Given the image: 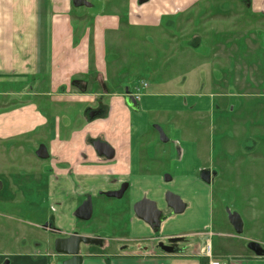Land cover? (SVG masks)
Listing matches in <instances>:
<instances>
[{
  "label": "crops",
  "instance_id": "obj_1",
  "mask_svg": "<svg viewBox=\"0 0 264 264\" xmlns=\"http://www.w3.org/2000/svg\"><path fill=\"white\" fill-rule=\"evenodd\" d=\"M149 1L105 0L102 3L110 7L106 12L122 15L117 29L107 30L106 56L99 59L96 23L93 24L85 12V8L93 7L91 0H86L87 5H76L74 0H0V154L12 152L14 148L24 150L25 145L37 142V147H47L50 158H55L57 164L76 168L78 183L84 182L87 190H117L127 182L126 193L131 191L126 206L116 212V217H124L123 221L129 219L132 233L117 239L116 251L112 254L83 246L82 264H202L206 259L202 249L208 242L213 247L210 234L214 230L207 219L215 209L213 182L207 183L198 175L201 168L213 162L210 156H202L199 140L189 139V117L181 122L176 120L172 127L173 142L169 139L167 143L172 145L170 168H183V171L171 174L169 180L176 186L173 193L190 201L200 198L205 201L208 213H203L199 222L193 221L195 229L192 231L158 236L152 235L153 230L134 211L135 204L143 199L159 202L160 210L167 208L164 192H159L162 176L142 169L151 166L148 150L156 142L154 132H149L150 118L161 125L167 121L165 115L173 111L185 114L212 111L217 95L201 93L197 79L192 78L181 93L159 90V85L170 87L179 79L181 81L179 67L189 58L196 71L204 67L203 59L197 52L191 54L189 48L201 47L205 34L209 36L214 30L216 35L218 31L223 33V37L236 27L256 30L259 37L254 36L250 46L254 48L255 42L264 45V0H157V6H150ZM146 28L163 29L160 38L154 32L151 34L154 39L165 38L166 48L174 49L170 51L171 56L161 65H155L148 75L143 67L139 81L130 87L126 85L128 73H123L126 76L119 79L121 61L134 58L137 53L145 60L149 58L141 48L142 45L150 46L145 40L148 33H141ZM199 28L204 31L198 32ZM227 42L231 43L229 38ZM111 54L120 60L110 61ZM214 62L212 67L218 70H231V62L226 64L225 57L217 56ZM141 83L147 87L141 88ZM136 88L141 94L139 111L131 109L125 97L127 90L135 92ZM75 107L78 122L82 121L83 126L79 136H69L66 132L59 139L57 115L65 109L72 114ZM91 109L103 112L99 117L87 119ZM178 122L180 129L175 128ZM95 138L104 139L115 150L112 160L93 149L90 140ZM175 144L179 148L176 158L173 154ZM258 144L253 143L248 151H256L253 148H258ZM140 186L145 190H140ZM102 204L96 202L94 206L103 211ZM187 208L186 204L181 214ZM26 224L36 227L38 223ZM143 227L147 228L146 233ZM86 235L94 237L90 232ZM177 236H184L186 241L181 242L174 253L155 249L154 243ZM102 239L103 248L111 245L106 238ZM42 244L45 251L41 247L22 246L25 249L20 251L0 247L3 249L0 250V264H50L49 257L53 264H63L67 260L51 253L44 240ZM229 261L242 264L234 259Z\"/></svg>",
  "mask_w": 264,
  "mask_h": 264
},
{
  "label": "rangeland",
  "instance_id": "obj_2",
  "mask_svg": "<svg viewBox=\"0 0 264 264\" xmlns=\"http://www.w3.org/2000/svg\"><path fill=\"white\" fill-rule=\"evenodd\" d=\"M104 1L91 0L93 7L85 8V12L87 11L92 18L93 24L94 21L96 23V45L99 59H102V57L105 59L106 56L105 37L107 30L117 29L118 19L122 15V13L120 15L106 12L108 11L107 8L110 7L103 6ZM156 1L151 0L148 4L157 6ZM226 4L229 5V3ZM200 23L202 24V20ZM200 29L202 28H199L198 32L204 31ZM162 30L146 28L141 31L144 34L148 33L145 40L150 43V46L142 45L141 47L144 53L149 56L147 60L138 53L134 54V58L121 59L123 67L120 69L119 79L126 76L123 73H128L129 79L126 85L132 87L137 84L140 79L139 76L142 75L143 67H145L148 75V71L154 69L155 65H161L165 59L171 56L170 51L174 48L169 46L166 51L165 38L154 39L151 34L154 32L160 38ZM230 31L226 34V37H223L221 35L223 33L220 34L219 31L216 35L215 30L210 32L209 36L205 34L201 47L189 48L191 54L197 52L199 57L203 59L201 64H204V67L196 71L191 65L190 58L188 61L182 62L181 66L174 63V65L180 66L182 82L179 79L173 86L162 87L159 85L158 88L165 92L181 93L186 89L185 86L192 78L197 79L201 93L203 91L205 94L211 95V93H214L217 95L212 111L210 113L202 112L204 114H185L173 111L165 115L167 121L165 120L160 126L173 142L171 131L174 123H176V120L181 122L184 118L189 117L191 119L189 139L199 140L202 156L211 157L210 160L213 163L209 165L206 161L208 165L203 170H211L215 173L211 185V191L215 199V209L210 219L207 218L212 225L211 230L216 233L213 237L214 256L234 259V261L242 264H264V258L257 259L253 257V253L247 251L245 247L247 234L248 242L257 241L264 245V45L259 46L255 42L254 48L250 46V41H253L254 36L259 37L256 30L250 31L249 29L236 27ZM192 33L194 35V32ZM190 37H192V34H190ZM228 38L231 41L229 44L227 42ZM110 56V61L120 60L115 59L117 55L111 54ZM217 56L220 58L225 57L226 64L229 61L231 62L229 72H223L212 67ZM232 64H234V67ZM130 72L132 75H130ZM147 75L144 74V77ZM184 77L187 80L186 83ZM130 79H134V82H131ZM120 85L121 82L118 83V86ZM140 85L143 87L142 83ZM74 109L72 114H69L65 109L57 115L59 139L66 132L69 133V136H79L83 126H81L82 121L78 122L76 107ZM87 119H89L88 116ZM150 122L149 132H154L156 135L154 145L157 146L148 150V156L152 157L150 158L152 160L151 166L142 169L151 172L152 175L162 176H160L162 183L159 184L161 186L159 192L161 190L165 196L167 192H172L176 188L174 181L169 180L168 177H171L173 173L176 174L178 170L182 173L183 168L182 170L181 168H170L171 160L169 157H171L172 145L161 142L158 132L154 130L157 125L151 118ZM180 122H178L179 125L176 124L175 128L180 129ZM250 140L252 142H249ZM256 142H259L258 148H253L256 151L250 153L248 151L249 147ZM36 144H27L24 150L14 148L12 152L7 151L2 155L0 154V177L7 185V189L0 195V247L9 251H20L28 247L42 248V240H44L52 251L51 253H55L51 244L52 238L46 234L32 232L30 227L25 224L26 220L29 224L38 223L36 214H31L25 206L28 203L27 201H35L37 193L40 194V190L46 181V177L42 175L40 169L36 168H64L65 166L57 164L55 158L52 157L47 161L45 160V162L41 161L35 155L38 149ZM178 152L179 148L175 144L173 151L175 158ZM166 153L168 155L164 158L163 154L166 155ZM95 157L98 158V156ZM161 162L164 164H161ZM161 165L162 167H160ZM31 168H35V170H31ZM25 173L28 176H24ZM78 182H80L79 179ZM79 185L83 187L86 184L82 182ZM191 188L194 190L195 187L191 186ZM43 190H45L44 187L41 194L45 193ZM140 190L144 191L145 189L140 186ZM88 194L93 196L95 204L96 202L103 203L105 209L100 211L95 205L92 219L88 222L76 220V225L81 231L92 233L94 238L103 237L111 242L110 246L104 248L97 245L89 248L100 251L102 254L115 253L117 239L132 233L129 219L126 218L123 221L122 218L124 217H116V212L123 210V206H126L125 202L130 197L131 191L126 193L123 198L115 199L102 195L94 196V192L90 193L76 189V198L72 208H78L88 196L91 197ZM145 194L147 195V191H145ZM182 199L188 206L186 212L181 215H174L168 207L163 209V218L156 235L161 236L168 232L176 235L192 231L191 229H195L193 228V221L199 222L203 213H208L205 201L200 198L192 201L185 200V197H182ZM5 201L12 202L6 205ZM228 209L239 213L243 218L245 227L241 236L235 232L229 222ZM61 211L62 213L65 212L64 210ZM145 226L148 228L147 225ZM62 227H64V224ZM146 227H143V233H146ZM152 235H155L154 231H152ZM202 243L205 244V240ZM22 246H25V248L22 249ZM42 250L45 251L44 248ZM48 259L50 264H53L50 257Z\"/></svg>",
  "mask_w": 264,
  "mask_h": 264
},
{
  "label": "flooded vegetation",
  "instance_id": "obj_3",
  "mask_svg": "<svg viewBox=\"0 0 264 264\" xmlns=\"http://www.w3.org/2000/svg\"><path fill=\"white\" fill-rule=\"evenodd\" d=\"M147 84H144L143 87L141 86V88H146ZM140 89L136 88V92L134 91H129L127 90L126 92V100H127V96H133L136 101L138 102V109L135 110L133 109L128 101V105L130 106L131 109H133L134 111H139L140 109V99H141V94H140ZM103 112V110H99V109H91L88 111V117L89 119H94L96 117H99V115ZM157 126H155V131L158 132L157 134H159L160 139H161V134L159 132V129H162V127L159 124H156ZM166 138H167V142H163V140L161 139V142L164 144H167L169 142V137L166 134L165 131H163ZM96 141H100V142H105L107 143L104 139L102 138H95V139H91L90 140V145L93 147V149L96 151L95 147H94V142ZM40 147H38L39 149ZM37 149V150H38ZM97 152V151H96ZM37 153V151H36ZM37 156V154H35ZM115 156V155H114ZM38 157V156H37ZM105 157V156H103ZM39 158V157H38ZM50 158V157H49ZM48 158V159H49ZM106 158V157H105ZM40 159V158H39ZM107 159V158H106ZM42 160V159H40ZM47 160V159H46ZM24 169V168H23ZM27 169V168H25ZM36 169H40L42 175H44L46 177V181L44 184V189L43 190L45 193H42V189L41 188V192L40 194L37 193L36 197H35V201H34V205H33V201H27L28 203L26 204L25 207H27L31 214H36L37 216V220H38V224L37 226H33V225H28L30 227V230H36V232L43 234V235H47L48 237L52 238L51 239V244L52 247L54 248L55 254L56 256L60 257H65L66 259H69V257L63 256V255H59L56 252L55 249V242L57 239L59 238H66L71 236L72 234L78 233L82 236H87L85 231H81L80 229H78L77 225H76V220L82 221V222H88V221H83L77 218L76 216V211L77 209L84 203H82L78 208H72V204L75 202V198H76V189L77 190H81V191H85V192H90L92 193L93 190H87V185L85 186H81L78 184V178H77V173H76V168H36ZM31 170H35V168H31ZM203 172H207L208 175L210 176H215V173L211 170H201L199 172V176L200 179L202 176ZM24 176H28L27 173L24 174ZM169 179V177H168ZM214 179V178H213ZM213 182V180H212ZM128 183L124 182L121 184V186L117 189V190H101L98 189L97 192L95 193L94 196L96 195H102V196H106V193L108 192H118L120 191L122 188H126L124 194L126 193L127 189H128ZM87 188V189H86ZM7 189V185L6 182L3 180V178L0 177V195ZM170 192V191H169ZM90 195V194H88ZM91 197H87V199L85 200V202L88 199H92V203H93V207H94V200H93V196L90 195ZM124 196V195H123ZM109 198H115L116 197H109ZM120 199V198H117ZM164 200H165V196H164ZM7 203H11L12 201H6ZM63 203V204H62ZM36 204V205H35ZM36 207V208H35ZM63 207V208H61ZM61 210H64L65 212L62 213ZM228 215V213H227ZM163 218V217H161ZM230 222V221H229ZM25 223V221H24ZM26 223L27 220H26ZM25 223V224H26ZM64 224V227H62V225ZM231 224V223H230ZM160 227V226H159ZM159 227L158 228H151L155 233H157L159 231ZM233 227V226H232ZM66 228H68L66 230ZM235 230V229H234ZM236 232V231H235ZM244 233V232H243ZM216 235V233L212 232V234H210V236L214 237ZM221 235V233H220ZM241 236V235H239ZM90 237V236H87ZM90 238H94V237H90ZM175 238H180V240L178 241H171V239H175ZM175 238H170L168 240H162V241H158L156 243H154L155 249L156 250H160L162 252H167V250H179V244L181 242H185L186 238H184V236H177ZM100 240V243H96V244H88V245H82L81 248L83 246H87V247H91L93 245H97L98 247H103L104 246V240L102 238H96ZM251 241L248 242V234H247V238H246V250L253 253V257H256L257 259H263L264 255L262 256H256L254 254V252H252L249 249V243ZM257 242V241H256ZM260 243V242H259ZM184 244V243H183ZM261 244V243H260ZM263 249H264V245L261 244ZM169 253V252H168ZM248 257V254H247ZM226 259V258H224ZM229 260V259H227Z\"/></svg>",
  "mask_w": 264,
  "mask_h": 264
},
{
  "label": "water",
  "instance_id": "obj_4",
  "mask_svg": "<svg viewBox=\"0 0 264 264\" xmlns=\"http://www.w3.org/2000/svg\"><path fill=\"white\" fill-rule=\"evenodd\" d=\"M146 1L147 0H140L141 3ZM74 2L76 5H87L86 0H74ZM127 101L133 109H138V102L133 96H127ZM159 132L163 142H167L164 132L161 129H159ZM94 147L100 156H105L109 160L114 158L115 150L108 143L96 141L94 142ZM36 154L42 160H46L50 157L48 149L45 145H41ZM201 178L205 182L211 183L214 176H210L207 172H203ZM125 190L126 188H122L118 192H108L106 195L108 197L122 198ZM165 203L174 214H181L186 209V204L182 198L173 192H167L165 194ZM134 211L137 217L146 222L151 228L154 229L160 226L162 210L158 208L156 202L149 199H143L135 204ZM227 213L229 221L236 233L238 235H242L244 232V222L241 215L237 212H232L229 209L227 210ZM92 215L93 203L92 199H88L77 209L76 216L80 220L88 221L92 218ZM178 240H180V238L171 239V241ZM96 243H100V240L75 233L69 237L57 239L55 242V249L57 254L69 257V259L64 261L63 264H82L83 259L80 254L82 251L81 246L83 244L88 245ZM248 247L256 256L264 255V249L259 242L251 241ZM167 252L174 253L175 250H167Z\"/></svg>",
  "mask_w": 264,
  "mask_h": 264
},
{
  "label": "built area",
  "instance_id": "obj_5",
  "mask_svg": "<svg viewBox=\"0 0 264 264\" xmlns=\"http://www.w3.org/2000/svg\"><path fill=\"white\" fill-rule=\"evenodd\" d=\"M202 256L208 260V264H232L229 260L215 257L212 244L209 242L202 249Z\"/></svg>",
  "mask_w": 264,
  "mask_h": 264
},
{
  "label": "trees",
  "instance_id": "obj_6",
  "mask_svg": "<svg viewBox=\"0 0 264 264\" xmlns=\"http://www.w3.org/2000/svg\"><path fill=\"white\" fill-rule=\"evenodd\" d=\"M202 264H208V260L207 259L202 260Z\"/></svg>",
  "mask_w": 264,
  "mask_h": 264
}]
</instances>
